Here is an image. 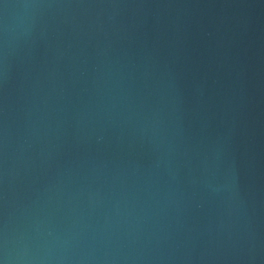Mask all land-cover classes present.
<instances>
[{
	"label": "water",
	"instance_id": "water-1",
	"mask_svg": "<svg viewBox=\"0 0 264 264\" xmlns=\"http://www.w3.org/2000/svg\"><path fill=\"white\" fill-rule=\"evenodd\" d=\"M0 264H264V0H0Z\"/></svg>",
	"mask_w": 264,
	"mask_h": 264
}]
</instances>
